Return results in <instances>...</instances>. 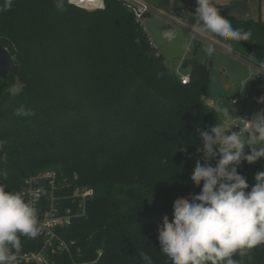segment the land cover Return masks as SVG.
<instances>
[{
    "label": "trees",
    "instance_id": "16d2710c",
    "mask_svg": "<svg viewBox=\"0 0 264 264\" xmlns=\"http://www.w3.org/2000/svg\"><path fill=\"white\" fill-rule=\"evenodd\" d=\"M64 3L58 10L54 0H13L0 12V43L21 85L12 96V83L0 78V183L21 193L25 178L54 170L62 205L74 187L90 189L85 215L59 230L78 261L144 264L146 254L153 264H171L159 250L158 226L165 215L171 220L174 199L200 191L190 181L199 132L217 125L204 99L210 68L184 58L189 81L182 84L122 2L105 0L95 10ZM221 15L251 36L219 41L264 67V20ZM21 106L34 115L17 116ZM236 167L245 192L264 171L257 160ZM20 239L23 249L41 243ZM232 258L264 264V244Z\"/></svg>",
    "mask_w": 264,
    "mask_h": 264
},
{
    "label": "clouds",
    "instance_id": "9594fccd",
    "mask_svg": "<svg viewBox=\"0 0 264 264\" xmlns=\"http://www.w3.org/2000/svg\"><path fill=\"white\" fill-rule=\"evenodd\" d=\"M12 3L3 0L0 12L10 10ZM54 4L58 10L64 9V0H54ZM194 15L199 32L228 42L247 41L251 36L235 28L211 0H195ZM164 36L173 38V33L165 32ZM203 51L212 56L215 47L209 45ZM19 92L16 87L9 90L12 96ZM16 115L34 113L21 106ZM225 115L227 124L221 122L199 132L202 148L197 149L199 159L190 176L191 183L200 186L199 193L174 199L171 220L165 215L158 226L159 250L171 264H239L232 258L234 254L244 256L264 244V171L255 174L256 183L245 192L246 178L236 167L242 160L252 163L264 158V147L260 146L264 145V111L237 122L229 112ZM233 126L239 130L230 131ZM2 145L0 141V161L6 160ZM245 146L249 148L247 154ZM6 187L0 183V264H18L20 237L35 239L40 227L34 202L29 203L20 192L6 191ZM142 260L153 264L146 254Z\"/></svg>",
    "mask_w": 264,
    "mask_h": 264
},
{
    "label": "rangeland",
    "instance_id": "374dc122",
    "mask_svg": "<svg viewBox=\"0 0 264 264\" xmlns=\"http://www.w3.org/2000/svg\"><path fill=\"white\" fill-rule=\"evenodd\" d=\"M159 1H163V7H156V13H145L142 18V27L152 44L160 50L164 63L170 71L188 74L189 68L182 66V60L192 56L208 64L209 83L204 99L210 105L216 123L227 124L225 115L227 112L233 116L234 122L240 112L247 113L251 118L257 112L264 111V105L257 104L248 95L251 85L255 83L254 67L213 34L197 31L196 17L192 8H190V25L185 22L186 25L183 26L170 21V17H179L175 15L177 10L172 7L170 1ZM260 13V17L264 19V10L261 9ZM165 32L173 33V38L165 37ZM212 40H216V43L211 44ZM209 45L215 47L212 56L205 55L203 51ZM20 86V81L16 79L9 89L14 87L20 89ZM233 98L238 100L237 104L231 102ZM260 146L264 147V145ZM257 162L264 164V158H258Z\"/></svg>",
    "mask_w": 264,
    "mask_h": 264
},
{
    "label": "built area",
    "instance_id": "2783aa9c",
    "mask_svg": "<svg viewBox=\"0 0 264 264\" xmlns=\"http://www.w3.org/2000/svg\"><path fill=\"white\" fill-rule=\"evenodd\" d=\"M105 0H67L68 3L86 9L95 10L104 7ZM122 2L133 15L135 21L142 26V18L145 13H156L157 9L151 6L145 0H117ZM170 21L179 24L176 17H170ZM195 34V33H194ZM152 43V42H151ZM212 40L211 44H215ZM246 60V59H245ZM255 69V83L250 87L249 96L259 104L264 105V67L260 64L246 60ZM182 84L189 81L188 74H179ZM253 80V81H254ZM233 104H237V99H232ZM241 118L250 119L249 115L240 112L234 120L237 122ZM238 126H233L232 131H238ZM246 149V147H245ZM57 174L54 170H45L36 175L24 179L21 194L29 203L35 204L38 215V224L40 227L39 235L35 239H41V243L32 249L21 248L18 255V264H91L75 259V253L72 249L73 241L64 239L59 230L71 224L74 218L85 215L86 202L92 196V191L85 187H74L71 195V201L68 205H62L61 201L65 197H59L57 191ZM29 243H34L35 239L26 237ZM100 254V252H98ZM64 259V260H63ZM69 260V263H68ZM65 261V262H64Z\"/></svg>",
    "mask_w": 264,
    "mask_h": 264
},
{
    "label": "crops",
    "instance_id": "0c3cea01",
    "mask_svg": "<svg viewBox=\"0 0 264 264\" xmlns=\"http://www.w3.org/2000/svg\"><path fill=\"white\" fill-rule=\"evenodd\" d=\"M145 1L148 2L154 8L156 7L162 8L164 4L163 1H159V0H154V1L145 0ZM169 1L173 5L172 7L175 8V10H177L175 11V15L179 16L177 17L179 24L185 26L186 25L185 22H186L187 24L190 25V19H191L190 8H192L193 13H195V0H169ZM211 2L213 3V5H215L218 8L220 14L233 15L238 18H258L260 17L261 9L262 11L264 10V0H211ZM260 18L263 19L262 17ZM183 19L185 21H183ZM158 51L161 54L159 49Z\"/></svg>",
    "mask_w": 264,
    "mask_h": 264
},
{
    "label": "water",
    "instance_id": "95a60500",
    "mask_svg": "<svg viewBox=\"0 0 264 264\" xmlns=\"http://www.w3.org/2000/svg\"><path fill=\"white\" fill-rule=\"evenodd\" d=\"M19 75L18 65L10 51L0 43V78L8 84Z\"/></svg>",
    "mask_w": 264,
    "mask_h": 264
}]
</instances>
